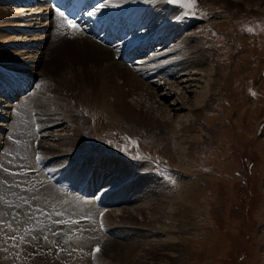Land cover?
Here are the masks:
<instances>
[{"label":"rangeland","instance_id":"1","mask_svg":"<svg viewBox=\"0 0 264 264\" xmlns=\"http://www.w3.org/2000/svg\"><path fill=\"white\" fill-rule=\"evenodd\" d=\"M134 4L139 5L135 7L139 12L145 9L143 15L148 18L145 30L158 34L162 25L160 34L166 35L167 29L173 30L168 42L163 40L161 45V35L160 46L149 54V59L143 57L145 65L151 61L150 65L159 66L169 60V69L163 68L160 77L143 73L147 82L160 83L159 86L164 88L166 84L170 86L169 83L172 86L180 78L186 79L174 69L180 63V59L175 60L181 53L179 40L185 35L190 37L191 42H203V62L212 67V73L209 68L208 71L204 69L205 77L195 76L199 80L197 83L183 81L185 84L182 86L173 85L174 93L170 95L158 91L156 102L164 106L158 110L154 108L160 113H153L168 117L177 131L192 118V107L203 105L199 104V96H205L207 102L202 106L200 115L194 118L197 121L194 130L185 134V149L181 150L182 145L179 147L181 137L171 135L168 130L153 131L146 125L127 121L116 123L104 111L87 113L83 107L77 108L72 104L76 100V92L67 94L63 90H54L55 80L67 65L75 69L80 67V62H73V56H78L76 42L90 40L70 37L65 42L48 41L51 47L48 45L44 51L37 50V38L42 32L48 35L47 30L37 28L34 21L27 23V18H24L22 24L16 25V28L20 25L19 33L13 34L16 32L14 28L4 33L3 40L0 39V67L9 69V75L19 74L20 79L25 78L23 73L37 78L35 87V80L29 84L28 91L31 90L24 96L25 100L15 106L17 108L11 117L13 123L9 127L5 122L9 119L8 106L0 103V146L5 143L7 147L6 154H0L3 158L0 160V262L5 261L3 264H147L150 261L155 264H264V14L252 10L257 7L256 4L264 7V0H174L172 3L169 0H120L118 5L134 7ZM5 5L0 8H9L10 13L20 12L18 4L14 7ZM159 6L165 8L164 11H160ZM27 8L30 11H23L20 15L29 16L36 12V7ZM169 10L173 11L170 20L165 14ZM140 32L147 34L144 27ZM179 32L182 34L178 35ZM32 35L36 36L35 39L30 38ZM63 36L67 38L71 33L60 35ZM7 38L14 39L19 45L25 44L22 46L32 49L31 53L39 52V63L31 65L32 59L30 63L28 59L11 62L14 54L1 52V48L8 46L5 42ZM11 49L14 47L11 46ZM167 50L169 52L165 53ZM249 51L253 52L250 54ZM115 53L113 51L109 55L110 61L115 58ZM133 66V62L131 68L121 65L122 77L129 76L124 68L132 72L133 68L143 65ZM166 74H175L176 79L171 76L166 78ZM211 77L214 81L208 83ZM3 84V88L8 86L6 79ZM183 85L188 87L182 90ZM48 86L52 87L48 89ZM210 86L212 92L209 94L207 90ZM40 97L51 103L72 99L71 105H75L77 116L83 123H80V139L85 150L82 158L80 154L70 152L69 159L80 160V163L69 162L68 158V161L63 159L65 157L60 151L52 153L47 149V144L60 142L54 136L66 134L61 131L71 125L58 122L59 117L62 120L64 115L54 104L48 106V110L53 111L50 118L55 117L54 123L50 121L52 119L44 115L43 108L37 106ZM51 98L55 100L51 101ZM133 99L140 100L146 110L157 107L147 98L134 96ZM180 105L184 109L179 110ZM42 117L49 121L46 123L42 119L41 122ZM42 123L50 133L43 131ZM49 123L53 126L47 127ZM10 127L12 131L5 140L3 134ZM36 130L47 137L42 140L38 135L36 139ZM35 140L36 145L33 143ZM41 143L46 145L41 146ZM31 144L36 146V151L34 146L32 151ZM1 152L4 154V150ZM180 153L186 154L183 160ZM99 154V161L113 162L108 164L111 168L107 166L110 171L96 166L100 164L96 160ZM30 156L33 160L29 159ZM115 164L122 169L120 173ZM18 168L27 172L21 176L12 174ZM80 169H87L86 177L92 171L100 176L106 186L102 192L107 199L101 197V190L80 197L79 187L89 184L88 178L93 179L90 176L77 186L79 180L74 181L76 175L85 176L84 172H78ZM66 170L71 172L62 176L61 173ZM49 174L56 185L49 180ZM60 175L62 181L57 184ZM56 186L62 192H72L71 187H74L73 194H77L73 198L75 202L62 197ZM134 190L141 197L137 195L132 204L128 200ZM149 193L153 195L147 199ZM89 197L92 200L89 201ZM142 197L144 202L140 201ZM100 201L112 202V206L99 207L102 206ZM131 211L134 215L128 218L125 212ZM81 218H87L88 222L78 224ZM151 243L163 246L159 244L153 249L154 246L149 245ZM127 248L135 249L139 256L136 261V257L132 256L127 262L123 255Z\"/></svg>","mask_w":264,"mask_h":264},{"label":"bare ground","instance_id":"2","mask_svg":"<svg viewBox=\"0 0 264 264\" xmlns=\"http://www.w3.org/2000/svg\"><path fill=\"white\" fill-rule=\"evenodd\" d=\"M106 0L104 1H101V3H104ZM153 2H157L159 0H152ZM162 1V0H160ZM20 2H22V0H0V6H6L5 4L10 5V7H14L16 4H19ZM120 2V0H110L109 1V5L112 7L113 4L119 6L120 8H124L125 9V5H118ZM16 3V4H15ZM166 3V2H165ZM106 4V3H105ZM136 5V4H134ZM236 5V4H235ZM21 6V5H20ZM116 6V7H117ZM139 5H136L134 7H138ZM256 8L255 9H252L253 11H257L258 13H260L261 15L264 14V7H259L257 4H256ZM33 7V6H32ZM160 7V6H159ZM16 8V7H15ZM105 8V7H104ZM9 9V8H8ZM8 9H2L0 8V39L3 40L5 35L4 33H7L9 32L8 30H12L14 29L16 32H14L13 34L15 33H19V30L18 28H16L17 24H22V22H24L25 20H23L24 18L26 19L27 23L28 22H32L33 21L37 24V28L39 29H42V30H47V34L46 35L45 33L42 32V34L40 35V37L38 36L37 39H39L37 41V50H45V48H47V46L49 45L50 42H65V40H69L70 37H74V39H79V40H82V39H86V40H90V41H85V43L83 42V40L81 42H76V55L78 56H73L75 60H73L74 63H79L80 62V67H76L77 69H75V67L73 66H69L67 65V68H65L63 70V72L60 74L59 78L57 80H55L56 84L53 86L54 90L56 91H64L66 92L67 94L70 93L71 91H74L76 92L77 96H76V100L73 101L74 103L72 104H75L77 105L78 107L77 108H80V107H83L84 110L89 113V112H101V111H104V112H107L109 113L112 118H114V121L117 123V122H120V121H127L129 123H138L139 126L140 125H146L147 127H151V129L154 130H157V129H163L164 131L168 130V132L170 131L171 135L174 134V135H177V138L178 136L181 137V139H179V142H180V145L179 147H181L182 145V149L181 150H184V145L185 143L184 142V138H186V135L187 133H189L192 129L194 130L195 128V125H196V122L194 120L195 117H198L201 113V109L204 107L203 105H205V103L207 102L205 100V96L203 95V97H201V95L199 96L200 100H199V104H203L202 106L200 105L199 107H192V115H191V119L186 121L185 123L187 124H184V125H181V129L177 131L176 128H174V125H173V122L171 120H169L168 117H166L165 115L163 114H160L159 116L158 115H155L157 113L155 112H158L160 113L159 111H156L154 108H156L157 110L162 108L164 106V104L160 103V102H156V99L157 97H159V92H162L164 91V94H169L171 92L174 93L173 89L175 86L173 85H177V86H182V84L186 81H191V82H194V83H197L199 80H197V78L195 76H199L200 75L202 77H205L204 75V69L207 70V68H209V71L211 72L212 71V67L210 65H207L206 63H204L203 61L205 59H203V42L202 41H198V42H191L190 41V37L186 36L184 37V39H180L179 41V44H180V51L181 53H179V56L175 59V60H178L180 59V63L174 67V69L177 71L176 73H180V75H184V77H186V79L184 80V78H180L179 81H176V83H174L172 86H171V83L170 86H168V84H166L165 86L167 87H164V88H161L160 83H151V82H147L146 81V77L143 76V73L147 72V73H150V74H147V76H151V75H154L157 77H160V73H161V70L163 68H166V70L169 69V60L165 59L166 61H164V63H162L161 65L159 64V66H157L156 64H152L150 65V62H148L149 64L148 65H145L144 64V60L142 61V67H137V68H133L132 69V72L131 70H128L126 68H124L127 72V74L129 75L128 77H122V71H120L121 69V65H125L127 66L128 68H131V66H128L125 61L123 60V56L120 55V56H115V61L114 59H112L110 61V54L113 52V51H117V49L115 47H113V50H109L108 48H105V47H101V46H104V45H101V44H98L96 43L94 40L90 39L88 36V30H91L93 27H94V24H95V27L98 23H101V25H105L106 26V29L109 28L110 24H112V21H110V19L108 20H104L102 21L101 18H102V15H98L97 17H90L86 14L83 16V19H82V23H80L78 26L81 28V31L79 33H76V34H71V36H68L67 38L66 37H60V36H55V35H52V33L49 32V28L51 25H55V23L52 21V20H49V14H50V10L48 8H44V7H41V8H36V12L34 13H30L29 16L27 15H20L23 11H30V9L28 8H22L20 9V12H15V13H10V10ZM165 9V8H164ZM164 9H162V7H160V11H164ZM22 10V11H21ZM17 14V15H15ZM162 14H164L162 12ZM167 17L169 18V20L172 18V14H173V11L172 10H169L167 13ZM257 14V13H256ZM145 19L147 20V16H145ZM175 18V17H174ZM177 18V17H176ZM261 18V17H260ZM46 19V21H45ZM55 19L59 20V17L57 16V14H55ZM177 20V19H176ZM128 21V20H127ZM19 22V23H17ZM177 22V21H176ZM16 23V24H15ZM175 23V22H174ZM264 23V22H263ZM116 26H118L119 28V37H121L122 35V32L124 35H127L128 34V27L124 26V25H119L118 22L115 21L114 23ZM150 24V23H149ZM140 25V22H135L134 25H133V30L135 31L136 28H138ZM162 25V24H161ZM164 25H162L161 27L159 26V35H162L161 37V42L163 40H165V42H168L169 38L171 37V35L173 34V30L171 29H167L166 31V35H163V34H160L161 32V28L163 27ZM11 28V29H8ZM181 28V27H180ZM170 30V31H169ZM12 33V32H11ZM46 35V36H42V35ZM181 35L182 33L179 32L178 35ZM9 35V34H8ZM177 35V36H178ZM158 36V35H157ZM184 36V35H183ZM35 35L31 36L30 38L31 39H35ZM234 37V36H233ZM30 39V41H31ZM175 39H178L177 37ZM236 40V39H235ZM19 41H25V39H20ZM35 41V42H36ZM48 41H50L48 43ZM76 41V40H75ZM259 41V40H258ZM5 42H7V47H4V48H1L2 49V53H5L6 55H9V53H13L14 55V58H12L10 61L13 62V63H16L17 60H20L21 59H28L31 60L32 59V63H39V55L38 53L34 52V53H31L32 49H29L27 50L25 47H23L24 45L21 44L19 45V43L17 44L16 41L14 39H9L8 38L5 40ZM120 42V41H118ZM34 43V42H33ZM91 43V44H90ZM164 42L161 43V45L163 44ZM259 43V42H258ZM262 43V42H261ZM16 44V45H14ZM98 44V45H97ZM263 44V43H262ZM14 45V46H13ZM23 45V46H22ZM52 45V44H51ZM251 45V44H250ZM14 47V49H11L10 48ZM18 46H21L19 48H17ZM50 46V45H49ZM75 46V45H74ZM160 45L159 44H155L153 45L152 42H151V46H150V50H149V53H151L154 49H156L157 47H159ZM238 46V45H237ZM256 46V45H255ZM263 46V45H262ZM51 47V46H50ZM236 47V45H235ZM241 47V46H240ZM253 47V46H252ZM255 48V47H254ZM49 49V48H48ZM168 49V48H167ZM225 49V48H224ZM239 49V48H238ZM10 52H9V51ZM36 50V49H35ZM50 50V49H49ZM74 50V49H73ZM90 50V51H89ZM170 50V49H169ZM169 50H167L165 53L169 52ZM253 50V49H251ZM46 51H48L46 49ZM91 51H92V54H91ZM155 51V50H154ZM227 52V51H226ZM229 52V51H228ZM236 52V51H235ZM250 52V51H249ZM253 52V51H251ZM250 52V54H251ZM36 53V54H35ZM42 53V52H41ZM224 53V51H223ZM233 53V52H232ZM255 53V52H254ZM257 53V52H256ZM41 55V54H40ZM117 55V54H116ZM132 55V58L134 57V51L131 53ZM137 55V53L135 54ZM229 55V54H228ZM9 57V56H8ZM18 57V59H17ZM245 57V56H244ZM250 58V56H248ZM97 58V60H96ZM210 58V57H209ZM212 58V57H211ZM242 58V57H241ZM254 58V57H253ZM79 59V60H78ZM149 59V58H148ZM152 59V58H151ZM150 59V60H151ZM225 59V58H224ZM82 62H81V61ZM218 61V59H217ZM27 62V61H26ZM154 62V61H152ZM227 62V61H226ZM230 62V61H229ZM228 62V63H229ZM18 63V62H17ZM30 63V61H29ZM22 64V63H21ZM210 64V63H209ZM224 64V63H223ZM30 65V64H29ZM35 65V64H34ZM73 65V63L71 64ZM156 65V66H155ZM225 65V64H224ZM136 65H134L133 67H135ZM210 66V67H209ZM21 67V66H20ZM35 67V66H34ZM1 68V67H0ZM33 68V66H32ZM115 69V70H111V69ZM14 69V68H13ZM16 70H20V69H17L16 67ZM25 70V69H24ZM111 70V72H110ZM208 71V70H207ZM232 72V71H231ZM212 73V72H211ZM214 73V72H213ZM233 75V74H232ZM131 76V77H130ZM168 76H171L172 78H175V74L172 75V74H166L165 77L167 78ZM27 77L30 81H34V87L36 86L35 82L37 83L36 81V77L34 75H30V74H27ZM163 77V76H162ZM209 77V75L207 76V78ZM148 78V77H147ZM192 78V79H191ZM149 79V78H148ZM178 80V79H177ZM232 80V79H231ZM149 81V80H148ZM185 81V82H183ZM214 80H212V77H211V80L208 79V83H212ZM233 81V80H232ZM231 81V82H232ZM120 82V83H119ZM160 82V81H159ZM168 83V82H166ZM233 83V82H232ZM163 84V83H162ZM12 86V89H8V90H5L3 89V93L6 94L7 98L8 99H11V98H16L17 97V94L19 93L20 91V88L21 86L15 84V83H12L11 84ZM28 86V85H27ZM196 86V85H195ZM50 89L52 86H48ZM94 87V88H93ZM188 86L184 87L183 85V88H181L182 90H184L185 88H187ZM192 87V86H191ZM208 87V86H207ZM212 87L210 86L209 90H207V92L210 94V92H212L211 89ZM22 89V88H21ZM46 89V88H45ZM47 89V90H48ZM208 89V88H207ZM181 90V91H182ZM214 90V89H213ZM192 93V92H191ZM33 94V93H32ZM207 94V93H206ZM21 94H18V96H20ZM58 95V93H57ZM162 95V94H161ZM175 95H177L175 93ZM25 95L21 96V97H18L17 100H16V105H21V103L25 100L24 97ZM136 96L137 98H141V97H144V98H147L150 102H152V104L156 105L157 104V107H150L149 109L146 110V106L142 105L140 102V100H135L133 99V97ZM164 96V95H163ZM30 97V96H29ZM58 97V96H57ZM69 97V96H68ZM177 98H179L178 96H176ZM28 98V97H27ZM41 98V97H40ZM128 98H130V100H128ZM181 98V97H180ZM179 98V99H180ZM202 98V99H201ZM53 98H51V101H52ZM64 99V98H63ZM66 99V100H65ZM64 102H61L59 101L58 102H54L51 103L48 99H46L45 97H42L40 101L37 102V106H40L41 108H43V112H44V115H49L48 118H50V115L51 113L50 112H53V111H49L48 110V106H52V104H54L55 106H58L57 109H59L60 107V110L62 111V114L61 112V115H64V118L61 120V117H59L58 119V122H62L63 123H67V124H70L71 127H67V129H65V131H61V132H64L66 134H57L54 136V139L57 138L56 140H59L60 142H58L57 144H53V145H48L47 144V149H50L51 152H57L56 150H58V153L59 151L61 152L62 156L65 157L63 158L61 156V159H66L68 158L69 162H76V163H80L81 161L80 160H70V152H75V153H78L81 155V158L84 156V150H85V145H83V143H81V132L80 129L81 128V120L80 118H78L77 116V113L75 111L76 108H74V106L72 107L71 105V102H72V99L70 100V98H65ZM178 99V100H179ZM55 100V99H53ZM2 101V100H0ZM178 102V101H177ZM181 102V101H180ZM3 103V102H1ZM3 105V104H1ZM0 105V106H1ZM4 106V105H3ZM8 106V109H7V113H8V116H9V119L8 121H5L7 122V126L9 127V125H11L13 123V121L11 120V117L13 116V113H14V109H16L17 107H14L12 104H5L4 107H7ZM54 107V106H53ZM52 107V108H53ZM72 107V108H71ZM166 107V106H165ZM74 108V110H73ZM5 109V108H4ZM56 109V108H55ZM179 110H182L184 109L183 108V105H180V107L178 108ZM151 111V112H150ZM204 111V110H203ZM155 114H154V113ZM53 114V113H52ZM54 115V114H53ZM52 115V116H53ZM1 116V115H0ZM4 116V115H3ZM31 116V115H30ZM47 116H44V117H47ZM51 116V117H52ZM56 116V115H54ZM5 117V116H4ZM48 118H40L41 119V122H42V119H43V122H44V119L46 121V123L49 121ZM58 118V117H57ZM56 118V119H57ZM31 119V118H29ZM36 119V118H35ZM52 119V118H50ZM55 119V117H54ZM50 120L53 122V120ZM3 120V119H2ZM6 120V118L4 119ZM197 120V119H196ZM3 122V121H1ZM37 122V120H36ZM38 123V122H37ZM54 123V122H53ZM55 124H56V121H55ZM61 124V123H60ZM83 124V123H82ZM2 125V124H1ZM32 126V124H30ZM43 125V123H42ZM50 123L47 125V127H49ZM58 125V124H57ZM38 126V124L36 125ZM51 127L53 125H50ZM1 127V126H0ZM50 127V129H51ZM56 127V125H55ZM61 127V125L59 126ZM3 128V127H2ZM41 128V127H40ZM43 128V131H45V133L47 132L46 131V125L44 124L42 126ZM57 128V127H56ZM34 129V128H32ZM58 129V128H57ZM56 129V130H57ZM5 130V129H4ZM40 130V129H39ZM39 130H36L35 131V134H34V137L36 139H38V135H40V139H44L46 138L47 136H44V134L42 135V132L39 133ZM3 131V130H2ZM11 130V127L10 128H7L6 129V132L4 135V139H8L9 138V133H10ZM32 131V130H31ZM53 132V131H52ZM83 132V131H82ZM167 132V134H169ZM47 133H50V132H47ZM55 133V131H54ZM53 133V134H54ZM60 133V132H59ZM9 134V135H8ZM170 135V134H169ZM51 136V135H50ZM48 136V137H50ZM53 136V135H52ZM31 137V135H30ZM172 137V136H170ZM33 138V137H31ZM30 139V138H29ZM53 139V138H52ZM30 141V140H29ZM32 141V140H31ZM53 141V140H52ZM5 142V141H4ZM31 143V142H30ZM34 145L37 144V140L33 141ZM12 144V143H11ZM2 145V144H1ZM5 145V143H4ZM0 146V151L4 150V154L1 152L0 154L1 155H5L6 153V150H7V147L5 146ZM32 145V144H31ZM30 147L31 149L33 148V146ZM46 145V144H44ZM42 145L41 143V146H44ZM165 145V144H164ZM84 147V149L82 148V150H79V148L81 147ZM46 147V146H45ZM39 148V147H38ZM34 149L35 151L37 150L36 146H34ZM32 149V151L34 150ZM45 149V151L47 150ZM28 150H29V147H28ZM28 150H27V153H28ZM39 150V149H38ZM44 150V149H43ZM34 151V152H35ZM50 152V151H49ZM47 152V153H49ZM183 152V151H182ZM37 153V152H36ZM42 153V152H41ZM40 153V154H41ZM51 153V154H52ZM0 155V157H1ZM32 157L34 155L30 154ZM36 155V154H35ZM28 156V155H27ZM30 156L29 159H32ZM45 156L47 157L48 154L46 155L45 153ZM51 156H54V155H51ZM180 156H182V160L183 158L186 156L185 153H180ZM49 157V156H48ZM55 157V156H54ZM53 157V158H54ZM59 157V156H58ZM35 158V157H34ZM41 158V157H39ZM38 158V159H39ZM52 158V157H51ZM56 158V157H55ZM99 158H100V154L97 156L96 160L99 161ZM103 158V157H102ZM181 158V157H180ZM3 159V158H2ZM2 159L0 158V160L2 161ZM60 159V160H61ZM27 160V159H26ZM33 160V159H32ZM36 160V159H35ZM34 160V162H35ZM40 160V159H39ZM48 160V159H46ZM52 160V159H51ZM67 160V159H66ZM67 160V161H68ZM95 160V159H94ZM101 160V159H100ZM53 161V160H52ZM65 161V160H64ZM63 161V162H64ZM93 161V160H92ZM33 162V161H32ZM33 162V163H34ZM61 162V163H63ZM100 164L99 165H96L97 167H101V170L103 171H110L107 170V166H109L108 164H113V162H101L99 161ZM59 163V167H60V164ZM90 163V162H89ZM65 164V163H64ZM63 164V166H64ZM69 164V163H68ZM57 165V164H56ZM66 165V164H65ZM71 165V164H70ZM69 165V166H70ZM72 165H76V164H72ZM123 165V164H122ZM1 166V165H0ZM88 166V165H87ZM115 168H117V172L122 170L121 168H119V165H114ZM73 167V166H72ZM121 167V166H120ZM66 168V167H65ZM74 168V167H73ZM109 168H111V166H109ZM43 169H45L43 167ZM182 169V168H181ZM86 172L87 169L85 170H79L78 172ZM96 171V169H95ZM183 171H185V169H183ZM27 172V170L25 171L24 168H18L16 170H13L12 174L16 175V176H21V175H24V173ZM61 172V171H60ZM71 172L70 170H66V171H63L61 173V175L63 176V174L65 173H69ZM80 172V173H81ZM114 172V171H113ZM83 173V174H84ZM95 172L92 171L90 172L89 176L86 177V173H85V176H79V175H76V177L74 178V181H77L79 180V182L77 183V186H80L82 185V183L84 182V179L90 177V178H93V179H89L88 178V183H91L93 184H96L97 181H99L100 183L97 184L98 186L100 185L99 189L100 188H104L105 190V185L103 184V180L100 178L99 175H95L94 174ZM106 173V172H105ZM116 173V172H115ZM66 174V175H67ZM71 174V173H70ZM73 174V173H72ZM61 175L59 176L58 178V181H57V184H59V182H61ZM65 175V176H66ZM75 175V173L73 174V176ZM116 176V175H115ZM95 177V178H94ZM47 178V177H46ZM63 178V177H62ZM67 178V177H66ZM72 179V177L70 178ZM49 180L52 181L55 185L56 183L53 181L52 177L50 176L49 174ZM137 180V179H136ZM65 181V180H63ZM67 181V180H66ZM65 181V182H66ZM135 181V180H134ZM133 181V182H134ZM50 182V183H52ZM136 182V181H135ZM143 183V188H144V185L146 184V180L142 181ZM138 183V180L136 182V184ZM49 184V182H48ZM136 184L134 183V185L136 186ZM70 185V184H69ZM133 185V187H134ZM138 185V184H137ZM52 186V185H51ZM103 186V187H102ZM128 186V185H127ZM129 186H132L131 184ZM57 189L59 190L60 192V195L62 197H68L67 200L69 201H72V202H75V200L73 199L74 198V194L71 192V191H67V192H62L60 191V189L58 188V186H56ZM91 187V186H90ZM137 187V186H136ZM141 187V186H140ZM92 188V187H91ZM130 189V188H129ZM137 189V188H135ZM147 190V188H144V192ZM84 191V192H83ZM83 193L87 194L89 192V188L88 186H85L84 189H83ZM135 192V190H134ZM133 192V193H134ZM141 193V192H140ZM147 193V192H146ZM139 193L138 192H135L134 194H132V197L128 200V201H132L135 199V197L138 195ZM150 195H153L151 193H149V197L150 198ZM90 196H93V194H90ZM139 196V195H138ZM125 197V196H124ZM141 197V196H139ZM138 197V198H139ZM154 198V197H153ZM128 199V198H127ZM88 200H92V198H88ZM98 200H101V199H98ZM97 200V201H98ZM139 200V199H138ZM140 201H143V197L142 199L140 198ZM151 201V200H150ZM144 202V201H143ZM100 205L102 206H99L97 205V202H95V205L96 206H99V207H111L112 206V202H105V203H102V201L99 202ZM146 203V202H145ZM131 204V203H130ZM132 204H133V201H132ZM142 204V203H141ZM125 205V204H124ZM144 205V203H143ZM148 205V204H147ZM146 205V206H147ZM151 205V204H150ZM143 208H145L143 206ZM2 211V210H1ZM124 213V212H123ZM125 212V215H129L128 218H130V215H134V212ZM149 213V212H148ZM118 216V214H116ZM113 217V216H112ZM123 217V215H122ZM182 217V216H181ZM124 218V217H123ZM121 218V219H123ZM127 218V217H126ZM127 218V219H128ZM125 219V218H124ZM137 219V217H136ZM135 219V220H136ZM13 220V219H12ZM15 220V219H14ZM132 220V219H131ZM78 224H82L84 222H88V219L87 218H81L79 221H77ZM4 223V222H3ZM145 224V223H144ZM14 233V232H13ZM151 234V233H150ZM115 235V234H114ZM117 235V234H116ZM136 243V242H135ZM144 243V242H143ZM150 243V241H149ZM134 244V243H133ZM161 244V243H151L149 245L151 246H154L153 249H156V247L158 248V245ZM166 244V243H165ZM145 245V244H144ZM143 245V246H144ZM168 245V244H167ZM135 246V244H134ZM133 246V247H134ZM146 246V245H145ZM144 246V247H145ZM161 246H163L161 244ZM131 247V246H130ZM132 248V247H131ZM135 248V247H134ZM133 248V249H134ZM168 248V247H167ZM137 249V247L135 248ZM134 250H131L130 248L126 251H124L123 255L126 256L127 258V262H128V259H131V257L133 256V258L136 257V259H134V261L137 260V258H139V256L136 254V251ZM147 249V248H146ZM175 250V249H174ZM167 251V250H166ZM177 251V250H176ZM138 253H140L138 251ZM8 254V253H6ZM167 254V253H166ZM122 255V256H123ZM2 256V255H0ZM123 256V257H125ZM138 256V257H137ZM4 257V256H3ZM132 258V259H133ZM4 260V259H3ZM3 262L5 261H2L0 262V264H3ZM11 262V261H10ZM10 264V263H9ZM147 264H155L153 263L152 261L150 262H147ZM157 264H161L160 262L157 263ZM164 264V263H162Z\"/></svg>","mask_w":264,"mask_h":264},{"label":"snow or ice","instance_id":"3","mask_svg":"<svg viewBox=\"0 0 264 264\" xmlns=\"http://www.w3.org/2000/svg\"><path fill=\"white\" fill-rule=\"evenodd\" d=\"M174 2V0H169V3ZM117 5L113 4L112 7H116ZM106 7L105 3H99L95 6H93L92 10L88 11L86 14L89 17H97L98 14L101 13V10ZM56 14L58 17L61 18L62 23H61V27L67 26L69 28H71L73 30V34L79 33L81 31V28L74 23V21L68 19L67 16H65V14L63 12H61L58 8L56 9ZM253 95H255V93H253ZM96 251H99V248L97 247Z\"/></svg>","mask_w":264,"mask_h":264}]
</instances>
